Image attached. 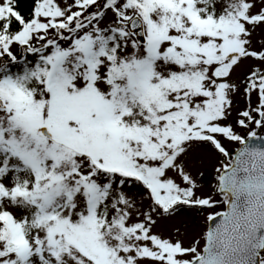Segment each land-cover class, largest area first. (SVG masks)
Segmentation results:
<instances>
[{
	"label": "snow or ice",
	"instance_id": "snow-or-ice-1",
	"mask_svg": "<svg viewBox=\"0 0 264 264\" xmlns=\"http://www.w3.org/2000/svg\"><path fill=\"white\" fill-rule=\"evenodd\" d=\"M0 264H264V0H0Z\"/></svg>",
	"mask_w": 264,
	"mask_h": 264
}]
</instances>
